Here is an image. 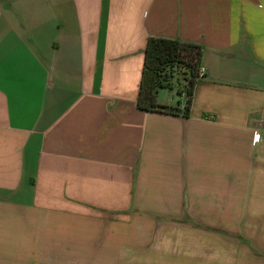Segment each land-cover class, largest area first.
<instances>
[{
	"label": "crops",
	"instance_id": "crops-1",
	"mask_svg": "<svg viewBox=\"0 0 264 264\" xmlns=\"http://www.w3.org/2000/svg\"><path fill=\"white\" fill-rule=\"evenodd\" d=\"M148 36L202 47L188 117ZM262 123L264 0H0V264H264Z\"/></svg>",
	"mask_w": 264,
	"mask_h": 264
},
{
	"label": "trees",
	"instance_id": "trees-1",
	"mask_svg": "<svg viewBox=\"0 0 264 264\" xmlns=\"http://www.w3.org/2000/svg\"><path fill=\"white\" fill-rule=\"evenodd\" d=\"M201 45L179 38L148 36L143 49L136 107L143 111L179 114L188 117L194 85L200 77ZM182 74V80L179 78ZM177 82V93H184L183 109L161 105L156 101L158 89H171Z\"/></svg>",
	"mask_w": 264,
	"mask_h": 264
},
{
	"label": "rangeland",
	"instance_id": "rangeland-1",
	"mask_svg": "<svg viewBox=\"0 0 264 264\" xmlns=\"http://www.w3.org/2000/svg\"><path fill=\"white\" fill-rule=\"evenodd\" d=\"M201 67V66H200ZM178 79L182 78V74L179 73L178 75ZM182 80V79H181ZM177 82L174 81V84L172 86L171 89H162L160 91V93L162 94L163 98L166 99V101H171L172 104H176L177 101H184L185 100V96H184V93H177Z\"/></svg>",
	"mask_w": 264,
	"mask_h": 264
},
{
	"label": "built area",
	"instance_id": "built-area-1",
	"mask_svg": "<svg viewBox=\"0 0 264 264\" xmlns=\"http://www.w3.org/2000/svg\"><path fill=\"white\" fill-rule=\"evenodd\" d=\"M204 71V69L202 67L199 68V74H202ZM258 136V139L261 141V140H264V124H260V127H259V132L257 134Z\"/></svg>",
	"mask_w": 264,
	"mask_h": 264
}]
</instances>
